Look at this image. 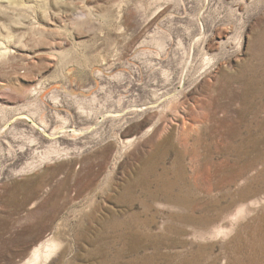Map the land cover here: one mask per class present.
<instances>
[{
    "label": "rangeland",
    "instance_id": "374dc122",
    "mask_svg": "<svg viewBox=\"0 0 264 264\" xmlns=\"http://www.w3.org/2000/svg\"><path fill=\"white\" fill-rule=\"evenodd\" d=\"M0 264H264V0H0Z\"/></svg>",
    "mask_w": 264,
    "mask_h": 264
},
{
    "label": "bare ground",
    "instance_id": "6f19581e",
    "mask_svg": "<svg viewBox=\"0 0 264 264\" xmlns=\"http://www.w3.org/2000/svg\"><path fill=\"white\" fill-rule=\"evenodd\" d=\"M48 247H49V246H48ZM53 248H54V247H53ZM53 248H52V249H53ZM50 249H51V248H50ZM56 249H57V248H56ZM49 257H50V256H49Z\"/></svg>",
    "mask_w": 264,
    "mask_h": 264
}]
</instances>
